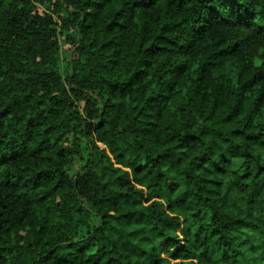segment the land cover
<instances>
[{
  "label": "trees",
  "instance_id": "trees-1",
  "mask_svg": "<svg viewBox=\"0 0 264 264\" xmlns=\"http://www.w3.org/2000/svg\"><path fill=\"white\" fill-rule=\"evenodd\" d=\"M0 264H264V0H0Z\"/></svg>",
  "mask_w": 264,
  "mask_h": 264
}]
</instances>
